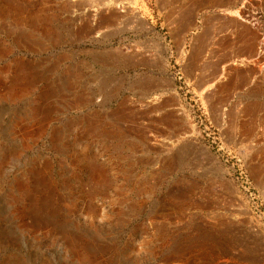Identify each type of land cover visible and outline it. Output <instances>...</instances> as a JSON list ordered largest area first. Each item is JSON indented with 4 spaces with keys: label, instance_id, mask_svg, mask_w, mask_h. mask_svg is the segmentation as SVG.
Instances as JSON below:
<instances>
[{
    "label": "rangeland",
    "instance_id": "374dc122",
    "mask_svg": "<svg viewBox=\"0 0 264 264\" xmlns=\"http://www.w3.org/2000/svg\"><path fill=\"white\" fill-rule=\"evenodd\" d=\"M105 1L0 0V264H248L264 134L226 139L189 101L186 0ZM238 9L263 58L264 0Z\"/></svg>",
    "mask_w": 264,
    "mask_h": 264
},
{
    "label": "crops",
    "instance_id": "0c3cea01",
    "mask_svg": "<svg viewBox=\"0 0 264 264\" xmlns=\"http://www.w3.org/2000/svg\"><path fill=\"white\" fill-rule=\"evenodd\" d=\"M238 10V0H186L177 17L181 79L220 135L256 139L264 134V57L259 31Z\"/></svg>",
    "mask_w": 264,
    "mask_h": 264
},
{
    "label": "bare ground",
    "instance_id": "6f19581e",
    "mask_svg": "<svg viewBox=\"0 0 264 264\" xmlns=\"http://www.w3.org/2000/svg\"><path fill=\"white\" fill-rule=\"evenodd\" d=\"M71 2H74V1H76V0H70ZM110 1V0H109ZM108 1V2H109ZM113 1V0H112ZM225 1V0H224ZM88 2V1H87ZM94 2H96V1H94ZM108 2L106 3V1L104 2L105 4H103V5H107L108 4ZM111 2V1H110ZM110 2H109V4H110ZM235 2V1H234ZM98 3H99V0H98ZM237 3V2H236ZM101 4V5H102ZM82 5V4H81ZM105 7V6H104ZM128 10V9H127ZM127 10H125V11H127ZM124 11V12H125ZM128 11H130V10H128ZM123 12V13H124ZM119 13V12H118ZM120 13H122V11L120 12ZM126 13H129V12H126ZM134 13H136V12H134ZM77 14V13H76ZM116 14V13H115ZM119 15V14H118ZM129 15V14H128ZM136 15V14H135ZM135 15H133L134 17H135ZM117 16V15H116ZM132 16V15H131ZM138 18V17H137ZM71 31V30H70ZM35 34H37V35H35ZM54 34H57L54 30H44V31H40V30H37V29H34V30H30V31H28V32H26V37L29 39V40H34V38H35V36L38 38V41L40 40V39H45V37H48V36H51V35H54ZM70 34V33H69ZM59 60H53L52 61V68L49 70V73L51 74H54L56 71H55V69H58L57 67H58V65H59ZM76 65V64H75ZM77 67L75 68V69H73V72H75V71H85V72H87L88 70H90V67L87 65V64H84V63H82V64H80V65H76ZM71 68H69V70H70ZM63 74L64 75H66V72H63ZM73 74V73H72ZM71 74V75H72ZM73 77H77V76H73ZM59 78V77H58ZM62 78H64V77H61L60 76V79H62ZM58 80V82H59V84H61V82H63V81H61V80ZM66 80H67V78H65ZM71 79H69L68 81H70ZM151 85V84H150ZM147 86V85H146ZM49 90H51L53 93L55 92V88H53V86H50L49 87ZM50 93V92H49ZM85 93L83 92L82 94L80 93L79 94V98L80 97H82V95H84ZM50 95V94H49ZM77 95L78 94H76L75 96L73 95V98L75 99L76 97H77ZM46 97V96H45ZM43 95H42V99L43 100H46V98H45ZM51 97V96H50ZM209 219V218H208ZM207 219V220H208ZM203 222H204V220H203ZM206 222V221H205ZM211 222V221H210ZM251 256V257H250ZM249 257V259H246V262H248V264H264V253H259V254H257V255H250ZM245 257V256H244ZM241 259V258H240ZM221 264V263H220ZM244 264V263H243Z\"/></svg>",
    "mask_w": 264,
    "mask_h": 264
}]
</instances>
